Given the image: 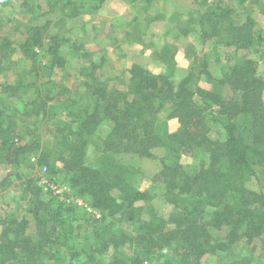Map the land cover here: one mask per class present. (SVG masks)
<instances>
[{
  "label": "trees",
  "instance_id": "1",
  "mask_svg": "<svg viewBox=\"0 0 264 264\" xmlns=\"http://www.w3.org/2000/svg\"><path fill=\"white\" fill-rule=\"evenodd\" d=\"M12 1L0 0V5ZM67 1L53 3L65 7ZM235 1L203 0L206 6L198 20L202 34L214 40L211 51L220 55L223 50L225 64L210 73L201 58L193 70L197 66L196 74L205 73L219 84L216 90L191 83V74L171 81L166 69L174 63L175 46L165 45L155 52L167 63L162 72L132 63L125 88L109 89L108 82L99 79L95 90L87 92L90 107H72L75 114L69 113V119L75 127L60 135L52 151L55 156L43 151L38 159L60 161L71 185L90 198L92 207L106 212L98 218L84 217L88 229L83 233L62 217L61 209L67 205L72 210L68 207L73 203L33 198L27 205L28 218L0 215V264H264V190L248 188L250 179L256 176L260 181L264 171L263 83L256 75V60L236 52L262 40L260 30L253 28V12L264 14V0ZM23 6L29 5L24 1ZM239 15L245 20L238 21ZM39 27L31 28L19 43L29 59L36 56L34 46L42 44ZM100 66L93 67L92 76ZM222 87L229 88V94L218 93ZM48 100L46 95L42 105ZM24 107L25 117L39 114L35 100ZM42 113L50 120V112ZM169 118L178 122L173 131ZM12 120L1 104L0 163L8 162L10 153L32 147L19 143ZM66 127L65 122L57 129ZM214 128L217 137L210 136ZM91 146L92 159L87 155ZM156 147L164 154L154 186L160 187L159 198L171 207L166 215L158 212L152 187L137 188V169L119 158L149 156ZM182 155L190 159L181 162ZM30 222L33 229L28 233Z\"/></svg>",
  "mask_w": 264,
  "mask_h": 264
},
{
  "label": "rangeland",
  "instance_id": "2",
  "mask_svg": "<svg viewBox=\"0 0 264 264\" xmlns=\"http://www.w3.org/2000/svg\"><path fill=\"white\" fill-rule=\"evenodd\" d=\"M24 1L29 5L28 8L23 6ZM98 2L69 0L64 7L62 2L54 5L53 0H13L12 4L0 5V106L2 104L12 115L15 131L20 137L19 143L32 146L17 154L10 153V160L0 163V182L4 181L3 186H0V215L28 218L27 205L33 198H54L53 204L59 199L67 200L75 206L68 207L72 210L66 209L67 205L63 207L61 216L71 220L84 233L88 229L84 217L98 218L100 213L106 212L92 207L90 198L71 185L60 161L40 163L38 159L43 151L55 156L52 151L56 149L60 135L75 127L69 119V113L75 114L72 107H90L92 98L87 92L95 90L99 79L106 80L109 89H123L128 78L127 70L132 63L144 66L153 73L162 72L167 63H162L155 52L169 45L175 46L171 50L174 63L166 69L171 81L179 82L191 74V83L202 89L214 91L219 86L207 79V74H196L197 66L193 70L201 58L206 60L205 68L210 73H216L225 64L223 50L220 55L219 52L211 51L214 40L202 34L204 30L198 23L206 6L203 0ZM253 15V28L260 30L263 41H255L251 47L237 49L236 52L238 56L245 55L256 60L255 70L263 83L261 99L264 103V59H258L264 55V14L255 11ZM237 20L244 21L245 17L243 20V16L239 15ZM34 26H41L42 44L34 46L36 56L29 59L19 50V43L31 33ZM205 29L208 30V27ZM50 45L56 51L50 52ZM97 63L101 66L92 76L91 72ZM114 77H118L119 81H113ZM219 92L229 94V88H219ZM46 95L49 100L43 106L41 102L46 99ZM52 99H55L54 102H50ZM34 100L39 114L23 116L26 111L24 103ZM67 100L76 102L71 104ZM44 109L50 112V120L42 118ZM61 122L63 124L60 126ZM65 122L66 129L58 130V127H64ZM167 123L171 131L178 126L176 118H169ZM103 129L107 131L108 126L104 125ZM103 129L95 134L97 138L102 135ZM217 131V128L212 129L210 136L217 137ZM161 149H150L149 156L121 154L119 158L137 169L138 174L134 179L137 188L152 187V192L156 194L153 198L156 208L166 215L171 207L159 198L160 187L154 186V176L162 168L159 158L164 153ZM87 153L92 159V146ZM182 156L181 162L190 159ZM259 176L260 181L255 176L248 182L250 191L264 190L263 170ZM89 224L94 222L89 221ZM1 227L0 224V231ZM27 227V232L31 233L32 222ZM257 247L261 248V245L257 243Z\"/></svg>",
  "mask_w": 264,
  "mask_h": 264
}]
</instances>
